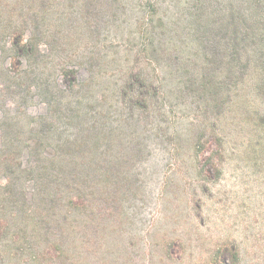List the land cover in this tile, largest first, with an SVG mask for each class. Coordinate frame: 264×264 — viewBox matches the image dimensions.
<instances>
[{
  "label": "trees",
  "instance_id": "trees-1",
  "mask_svg": "<svg viewBox=\"0 0 264 264\" xmlns=\"http://www.w3.org/2000/svg\"><path fill=\"white\" fill-rule=\"evenodd\" d=\"M30 1L3 30L11 53L1 57L39 64L62 44L54 82L70 96L47 102L26 136L0 130V264H84L85 252L92 264L98 216L117 195L134 197L133 163L165 143L181 163L195 148L200 176L239 160L245 186L259 191L240 197L239 244L209 264H264V0ZM106 48L108 104L88 94ZM116 128L133 132L122 193L111 164L94 162L108 154L99 136Z\"/></svg>",
  "mask_w": 264,
  "mask_h": 264
},
{
  "label": "rangeland",
  "instance_id": "rangeland-1",
  "mask_svg": "<svg viewBox=\"0 0 264 264\" xmlns=\"http://www.w3.org/2000/svg\"><path fill=\"white\" fill-rule=\"evenodd\" d=\"M30 3V0H0V130L8 133L17 130L23 136L39 122L47 102L53 106L62 98L65 105L70 96L61 92L54 82L55 70H59L58 64L68 52L62 44L54 52L43 55L44 61L39 64L27 65L24 58L16 56L6 63L1 57V53L4 57L11 53L9 40L6 42L1 37L3 30L16 18L15 9L20 12ZM56 28L50 27L49 32L58 34ZM114 49L102 50L104 61L92 71L94 83L88 90L97 100L107 99V104L113 101L116 90L112 75ZM23 78L32 82L31 91L29 87H18ZM63 78L61 82L66 88ZM121 122L125 123L124 119ZM132 133L128 128H116L106 138L105 134L99 136L107 140L101 141L100 152L108 149V154L94 160L96 164H111L113 180L117 178L121 183L118 185L121 193L130 177L125 167L126 156L130 154L126 144ZM153 147V152L140 155L136 164L131 161L138 178L134 197L127 199L128 190L127 195L120 193L119 200L117 195L116 201L113 198L110 207L98 216L95 248L90 254L92 264H209L220 247L239 244V202L243 203L240 197L249 194L244 191H259L250 183L245 186L246 176L239 174V160L226 162L221 174L215 171L213 175L200 176L203 171L195 158L199 153L192 146L183 163L173 157V149L167 143ZM77 161H84V157ZM5 184L4 177L0 176V185ZM88 257L85 252L84 264L88 263Z\"/></svg>",
  "mask_w": 264,
  "mask_h": 264
}]
</instances>
